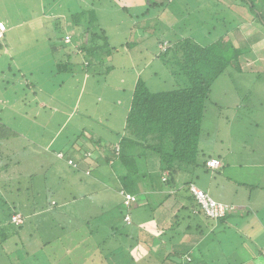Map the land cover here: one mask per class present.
Here are the masks:
<instances>
[{"label": "rangeland", "instance_id": "1", "mask_svg": "<svg viewBox=\"0 0 264 264\" xmlns=\"http://www.w3.org/2000/svg\"><path fill=\"white\" fill-rule=\"evenodd\" d=\"M213 1L219 3L218 0ZM152 3L160 5L152 6ZM222 3L225 6L230 4L227 0ZM207 5L210 4L206 0H0V20L16 26H12L14 29L10 27L8 32L14 54L21 57L25 55L24 59L17 60L12 66L13 71L0 74V121L11 133L9 138L0 139V144L16 148L15 153L7 151L0 167L10 161H21L20 165L10 168L7 173L0 172V221L5 220L0 228H6L9 233H17L9 239L7 245H0L3 256L6 253H23V247L31 255H35L32 262L25 258L26 264L49 261L42 257L43 250L50 259V264H134L130 258L119 260L117 255L107 251L95 253L94 245L89 242L87 244L86 241L78 254L72 250L70 241L69 245L64 242L66 240H60L59 243V238L80 235L78 233L84 228L88 229L84 220L102 215L103 212H94L101 209L94 205L89 212H80L78 209L83 206L72 203L76 190L72 181L76 184L79 179L85 180L82 174H76L66 163L54 158V148L43 152L29 146L25 138L36 140L41 147L54 136L53 141L57 138V144L67 138L68 144L76 134L85 129L87 132L84 133V141L89 132H94L102 139L101 144L112 145L117 138L116 133L127 126L124 119L126 108H129L133 95L139 93V87L150 94L162 95L173 90L176 82L180 81L174 82L161 59L152 60L160 42H168L167 45L161 43L163 50L169 46V41L175 42L192 36L198 43L213 40L216 44L223 45L229 42L233 47L231 49L240 53L211 88L202 123L208 138H202L201 142L208 148L218 147L219 142H228L230 139L231 144L245 142L250 150L257 149L256 159L264 162L258 157L259 154L264 155V28L257 22H247V18H252L251 12L245 6L238 5L234 10L231 9V17L238 20L236 23H242L219 38L225 28L220 16H217V10L208 11ZM144 9H149V15L142 19L139 17L138 20L136 15ZM81 10L95 13L98 24L107 31L111 46L117 48L107 59L104 56L102 65L90 68L96 74L88 76L83 75L86 59L80 43L81 39L84 43L87 42L90 34L88 31L96 30L97 27L84 22L82 24H86L80 32L83 38L80 39L79 34H75L70 17ZM215 18L218 22H215ZM210 20L212 22L208 23ZM139 29L144 34L140 35ZM60 37L66 45L64 53L72 55L71 69L76 71V66H81L80 74H54L55 64H65L67 61L60 54L54 53L57 51L53 52L49 44V39ZM134 40L138 44L128 49L125 43ZM0 53V70H3L9 62L11 52L9 54L7 50H3ZM148 60L152 64L144 69ZM20 62L24 64L22 67L18 65ZM110 67L111 70L108 69ZM18 70L22 73H18ZM151 72H155V75ZM18 74H24L25 77L19 78ZM61 82L64 84L59 86ZM23 83L29 86L34 84V88L42 87L49 96L33 94L30 90L24 93L20 90ZM44 103L48 107L46 110L40 109ZM49 113L53 118H50L52 121L46 124V131L43 132L37 124L42 123ZM50 123L52 126L49 127ZM59 127L61 130L54 135ZM58 157H61V153ZM250 157L254 158L253 153ZM88 169L90 171L86 170V174L92 172L91 168ZM225 171L228 169L225 168ZM30 175L36 178L35 183L41 189L45 188L49 192H39L38 196L28 195L35 193L28 179ZM228 176H222L224 183ZM8 179L12 180L11 184H6L9 183ZM199 180L203 181V178L200 177ZM219 180L221 178L216 181ZM28 189H33L34 192H28ZM205 189L212 193L213 187L207 186ZM19 190L22 191L19 193ZM59 193L64 195H57ZM119 195L121 196V192ZM15 200L17 203L18 200L26 203L30 208V211L25 210L30 214L26 219L18 214L17 218L22 223L18 219L13 221L17 225L24 222L20 228L6 224V216L12 210L11 203ZM60 200L67 201L64 208ZM32 210L35 211L34 214ZM255 215L253 213V217ZM97 223L98 221H91L89 224L94 227L92 231L108 237L109 230H98ZM129 231L133 232L134 227L129 228ZM88 252L91 255H87ZM93 254L94 261H91ZM0 264L10 263L5 259ZM11 264L22 263L17 260L14 263L13 260Z\"/></svg>", "mask_w": 264, "mask_h": 264}, {"label": "crops", "instance_id": "2", "mask_svg": "<svg viewBox=\"0 0 264 264\" xmlns=\"http://www.w3.org/2000/svg\"><path fill=\"white\" fill-rule=\"evenodd\" d=\"M23 65L19 64L20 67ZM7 66L9 63L6 68ZM130 105L126 108L125 120ZM125 128L122 127L119 134L116 133L119 136L113 141L114 148H118V156L113 162L116 169H111L105 164L99 165L100 161H95L94 165L90 164L87 159L81 161V169L82 171L92 169L88 177L91 183L88 181L81 185L82 183L78 184L79 180L76 184L72 181L76 185L72 203L83 206L78 209L80 212H89L95 203H102L103 214L98 224L100 223L102 228L108 229L110 233L103 240H98V247L88 232L86 235L85 232L81 234L82 238L84 235L94 247L96 246L97 251L113 253L119 260L130 258L134 264H178L182 255L191 258L192 264H264V260L257 256L255 251V248L264 249V221L252 219L250 215L251 212L257 213V216L261 214L264 219L262 214L264 162L256 159L255 149L250 150L245 142L231 144V139L228 142H219L218 147L208 148L201 142L202 138H208L207 133H204V127H201L197 143L192 149L195 155L193 151L189 152L188 160L185 162L192 163V158L195 161L200 158L201 164L203 161L215 159L219 161L220 167L218 169H210L207 166L204 169L200 166L195 169H191L190 166L182 167L175 173L173 186H170L167 183V173L160 174L162 158L151 151L153 145L138 140L133 142L125 140L123 143L124 137L127 136ZM60 130L61 127L58 132ZM83 137L76 138L78 139L76 142L74 139L65 146L74 144L85 150L84 142L96 143L97 137L94 134L93 139L89 134L86 135L85 141ZM52 141L53 139L45 147H52ZM141 151L146 154L144 167L140 162L133 161L134 155L140 154ZM252 153L254 158L250 157ZM258 157L264 160L263 154H259ZM225 168L228 171H225ZM223 175L225 177L229 175L225 183L222 181ZM126 176L128 178L124 179ZM200 177L203 181L199 180ZM217 178L221 180L216 181ZM189 184L206 192L215 201L231 204L239 209L224 222L208 220L196 211L195 203L188 191ZM254 185L259 187L254 189ZM207 186L213 187L212 193L205 189ZM122 189L137 196V203L131 209L132 223L129 226L125 225L122 219L123 207L119 195ZM57 195L62 196L64 193ZM61 202L64 208L67 201ZM54 205H57V202ZM132 227L133 232L129 231ZM77 239L76 241L74 236L66 239L67 244L70 241L73 245L72 250L76 254L82 247L81 240ZM24 252L26 255L32 254L28 250Z\"/></svg>", "mask_w": 264, "mask_h": 264}, {"label": "trees", "instance_id": "3", "mask_svg": "<svg viewBox=\"0 0 264 264\" xmlns=\"http://www.w3.org/2000/svg\"><path fill=\"white\" fill-rule=\"evenodd\" d=\"M227 1L230 2V4L225 6V4L222 3L224 2V0L223 1L218 0L219 3H216L213 0H206V2L210 4L206 6V8H209L208 11L213 10V9L217 10V16L218 15L220 16L221 22L223 23V27L225 28V32L222 33V35L219 38L223 37L224 34H226V32L228 30H231L233 27L238 28L239 25L242 23V22L236 23L238 20H234L231 17V13H232L231 9H233L235 6H238V5L245 6L246 8H248L247 10L251 12L252 18L251 19L247 18L246 19L247 22L249 21H251L252 23L257 22L261 27L264 28V0H227ZM151 5L159 6L160 4L152 3ZM149 13H150L149 9H144V11L143 12L141 11V13L139 15H136V17L137 19L139 17H141L142 19L148 16ZM225 14L227 15L225 16ZM95 16H96L95 13L91 10H88V11L81 10L73 14L70 17L71 27L73 31L75 32V34L77 33L79 34L80 39L82 37V35H80V32L83 26L86 24L85 23L83 25L82 23L87 22L88 25L93 24L94 26L97 27L96 30H93L91 32L88 31L90 34H89V38L87 42L84 43L81 39L80 48L82 52L84 53L85 59H86L85 67L83 69L84 76H88L89 74L90 75L96 74L95 72H92L90 68L102 65L105 59H107V56L111 55L114 51H117L116 50L117 48H114L111 46L107 31L103 29L100 24H98V21L96 20L97 18ZM241 16L242 15L239 14V17ZM0 22L6 26V31L3 33L2 37L0 38V52L3 50H7L8 53L9 51L11 52L9 62H8L9 66H7V68L3 70H0V74L4 75L6 72L13 71L12 66L15 65L17 60L24 59L25 55L24 57L16 56V54H14L13 43H10L8 39L9 37L8 32H10L11 30L10 27L13 26L15 28L16 26L9 25L3 20H0ZM210 22L212 21L210 20L208 23ZM215 22H218L217 18H215ZM139 31H141V29H139ZM141 34H144V33L141 31L140 35ZM151 34H153V32ZM67 35L69 34H66V36ZM144 37L146 36L144 35ZM61 40H62L61 37L49 39V44L50 46H52L53 52L57 51L54 53L58 55L60 54L62 58L64 57L67 60L65 64H60L58 62L55 64L54 74L67 73L71 76L76 72H79L80 74V71H82V69H80L81 66L79 67L76 66V69H77L76 71H73L71 69L72 65L70 62V58L72 57V55H67L66 53H64L63 50L66 45L63 44L64 39L62 40V42H59ZM57 42H59L60 44ZM161 43L167 45L168 42L164 41V42H160L159 45L157 44L158 53L157 52L154 53L152 60L155 61L156 59H161L163 65L166 66L168 70V74L173 78L174 82H176L175 80H180V81L176 82L175 84L176 87L173 90L164 92L162 93V95L150 94L146 92L145 90L141 89L140 87L138 88L140 91L138 94L135 93L133 95V98L131 100L130 109H129V112L126 118L127 126L125 128V131L127 132V136L124 137L123 143L125 142V140H132V142L133 140L134 141L138 140V142L141 141L145 143H151L150 145H153L152 146L153 149L152 150L149 149V150L156 153L162 158V160H160L161 162L160 163V170H161L160 174L166 172L167 173L166 177L168 175L167 183L170 186H173V180H174L173 177L175 173L178 170H180L182 167L190 166L192 167L191 169H195L198 166H200L204 169L205 166H207V161H203L200 164V158L197 161H195V159L192 158V163H187L185 161L188 160L187 156L189 152L193 151L194 153V150L192 149H194L193 147L197 143V140H198L197 138L200 133V129L202 127V121L204 120V115H205L206 108L208 106V100L210 97V93L212 90L211 88L213 84L230 67V63L233 60H235V58L237 59V57L240 56V53H237L234 49H231L233 47L231 43L229 42L224 43L223 45H218L213 40L210 42H204V43L199 42L198 43L196 39L193 38L192 36L190 37L186 36L185 38L178 39L175 42L169 41V46L168 47L166 46L165 49L163 50H161V47H160ZM137 44L138 43L134 40L131 42H126L125 46L128 49H130L132 48V46H135ZM104 56H105V59H104ZM59 62L61 61L59 60ZM151 64L152 62H149V60L146 61V63L144 64V69L147 67L149 68ZM1 66L2 64L0 65V67ZM108 69L111 70L112 67ZM19 72L22 73L21 70H18V73ZM151 74L155 75V72H151ZM13 76H14L13 78H15V74H13ZM18 77L24 78L25 75L23 74L22 76L18 74ZM63 84L64 83L61 82L59 86H62ZM34 86H35L34 84L29 86L23 83L22 89L20 90H22L24 93L27 90H30L33 94L35 93H41L45 95L47 94L44 88L42 87L34 88ZM117 103H119V101ZM37 107H38V104H37ZM47 108L48 107L46 103H44L43 106H40V109H43V110H46ZM51 117L53 118V115L49 113V115L43 118L42 123H40L39 125L37 124V126L38 127L40 126L41 128L40 130H42L43 132L46 131V124L49 121H52ZM44 119H47V120L44 121ZM51 123L49 127L52 126ZM59 128L55 130L54 134L58 132ZM8 130L9 129L0 121V139L9 138L11 133H9ZM86 132L87 131H85L84 129L82 130V133L75 136L74 138L75 142L76 140L80 139V137L84 136V133ZM93 134L94 136L97 137V139H95L96 143H93L92 141L84 142L83 146H85L84 147L85 150L81 149V147L79 146L76 147L74 144H70L69 147L66 149L65 145L68 142V138L63 139L58 144L56 143L57 142V138H56L52 142V147L51 146L45 147L47 143H45L43 147H41L40 145H38V142L36 140L30 139V137L25 138V141L28 142L29 146L39 148L43 152H48L50 149L54 148L53 150L54 152H52V156L58 159L59 161L66 163L72 170L76 172V174H82L85 180L79 179L80 183L78 184L82 183L81 185H85L86 182L89 181L91 183V181L88 179L89 173L86 174V170L82 171L81 161H85L89 159L90 164H94L95 161H100L99 165L105 164L107 167H111V169H116L115 163L113 162L115 161V157L118 156L117 155L118 148H114V143H112V145L111 143L101 144L102 139L100 138V136H97L94 132H89V135H91L92 139H93ZM118 134L116 135L117 137L119 136ZM155 146H157V148ZM9 150H12L13 151L12 153H15L16 148L14 146L9 147L7 144H3V145L0 144V163L4 161L3 158L6 155L7 151ZM255 151L257 153V149H255ZM59 153H61V157H58ZM98 156L101 158L99 159ZM145 156L146 154L143 151H141L140 154L134 155L135 160L133 161L135 163L136 161L140 162L142 167H144V165L146 164ZM69 162H71V164H69ZM20 163H21L20 160L10 161L8 164H4L2 167H0V172L3 171L4 173L5 172L7 173L10 170V168H16L15 166L20 165ZM125 178H128V177L126 176L124 177V179ZM28 179H29V182L32 188L35 190L34 194H28V195L38 196L39 192L44 193V194L49 192L45 188L41 189L39 184L35 183L36 178H34L33 175H30ZM11 181H12L11 179H8L9 183H6V184H11ZM258 187L259 186L254 185V189H257ZM33 189H28L27 191L33 193L34 192ZM21 191L22 190H19V193ZM120 192H123V194H130L135 198L134 203H131L129 206H126L124 196L122 194L120 196L122 199V207H123L122 219H123L124 224L129 226L130 224L129 225L127 224V222L125 221V217H129L130 223H132L131 209H132V206L137 203V196L133 194L132 192H129L128 190H125V189L120 190ZM193 201L195 203L194 198H193ZM226 205L233 206L235 210H233L232 212H230L229 214H227L225 217L221 219L211 220V221H215V222L217 221L220 223L224 222L225 220L228 219V217L231 214L234 215L233 213H236L237 210L239 209L237 206H234L231 204H226ZM11 206H12V210H10V212L6 216V219H7L6 224L10 225L11 227L20 228L22 225H24V222L22 225H19V224L17 225L13 222V217L18 214H21L25 219L29 217L30 214L28 212H25L26 209L27 211L28 210L30 211V208H28L29 205H26V203L24 204L22 201H19V200L17 203L15 200L11 203ZM94 207L101 208L99 211L96 210L94 212H100L101 210H102L101 212H103L102 203L100 202L99 204L95 203ZM195 207H196V211L201 213L196 203H195ZM34 212L35 211H33L32 214H34ZM262 214H264V211H262ZM250 215L252 219L256 218L258 220L260 219L264 221L261 214L257 216V213H256L254 217H253V213L252 214L250 213ZM94 216H92L89 219H86L85 221V225H87L88 231L86 229L82 230V233L78 231L79 232L78 234L80 235L74 236L76 241L78 240L77 238L81 240L80 244L82 245L85 241L87 244L88 242L91 243L90 241L86 239V237H84V235L82 238L81 234H84V232H85V235L88 232V234L92 236L94 243H97L98 240H101V239L103 240L104 238L103 236H100L97 233V231H92L94 227L89 225L91 221L99 222L101 214L97 215V217H94ZM2 222H5V220L2 219L0 221V225L2 224ZM7 225H5V227ZM96 228L100 230V228H102V225L99 223L96 226ZM5 230L7 231L6 228L4 229L0 228V237H1L0 245H4V244L7 245V242L9 241V239L17 235L16 232L9 233V231H7L5 233ZM67 239H70V238H67ZM57 240H59V243H60V240H63V238H59ZM212 240H214L213 237H212ZM91 244L93 245V243ZM21 248H22L23 253L13 252L10 255L6 253V255L3 256L2 253L0 252V262L7 259V263H10V264H11V261L13 260H14V263H15V260H17L18 262H21L22 264H26V259L31 262L35 260V255H26V252H24L25 250L23 249V247ZM2 249H6V247L5 248L2 247ZM95 249H96V246H95ZM83 250L85 251L84 248ZM255 251H256V255L264 260V249L262 250V249L255 248ZM95 253H101V251L95 250ZM87 255H91V254L88 252ZM43 256L44 258L50 261V259L47 258L45 254H43L42 257ZM75 259H77V257H75ZM49 261L42 260V264H50ZM91 261H94V254H93V257L91 258ZM177 263L178 264H184V263L192 264V259L189 257H186V255H182ZM35 264H38V263L35 262Z\"/></svg>", "mask_w": 264, "mask_h": 264}, {"label": "built area", "instance_id": "4", "mask_svg": "<svg viewBox=\"0 0 264 264\" xmlns=\"http://www.w3.org/2000/svg\"><path fill=\"white\" fill-rule=\"evenodd\" d=\"M5 31H6V26L0 22V38L2 37ZM69 164H71V162H69ZM207 167H209L210 169H218L220 167V163L219 161L215 159H211L207 161ZM188 191L194 198L195 203L200 209L201 213L210 220L221 219L225 217L227 214H229L230 212H232L233 210H235L233 206L226 205V204L215 201L207 193L197 188L193 184H189ZM121 194L125 198L126 206H129L131 203L135 202V198L132 195L123 194V192H121ZM17 217L18 215L13 217L14 222L16 219L20 221V218H17ZM125 221L127 222L128 225L131 224L129 217H125ZM20 222L22 223V221Z\"/></svg>", "mask_w": 264, "mask_h": 264}, {"label": "clouds", "instance_id": "5", "mask_svg": "<svg viewBox=\"0 0 264 264\" xmlns=\"http://www.w3.org/2000/svg\"><path fill=\"white\" fill-rule=\"evenodd\" d=\"M198 188V187H197Z\"/></svg>", "mask_w": 264, "mask_h": 264}]
</instances>
